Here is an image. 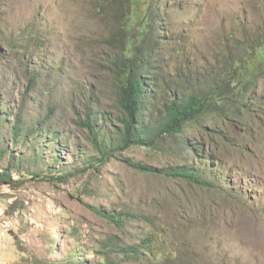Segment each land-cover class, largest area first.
<instances>
[{
  "label": "rangeland",
  "instance_id": "1",
  "mask_svg": "<svg viewBox=\"0 0 264 264\" xmlns=\"http://www.w3.org/2000/svg\"><path fill=\"white\" fill-rule=\"evenodd\" d=\"M121 8L119 0H0V152L9 149L0 167L14 155H28L26 172L44 174L0 188V264H117L102 242L127 238L89 207L138 211L178 231L189 226L196 264H264V72L252 85V115L209 122L208 130L196 132L198 152L165 139L162 152L133 148L103 161L78 124L82 103L79 96L71 99L77 88L104 110L117 103L119 83L107 41L125 26ZM143 11L161 28L172 78L236 61L264 31V0H147ZM23 98L21 126L29 133L23 131L16 146L11 127ZM50 106L57 110L47 117ZM38 118H48L39 131ZM114 130L105 127L109 134ZM204 157L210 158L201 165L209 186L144 175L121 161L165 169L196 165ZM144 224L132 223L130 232Z\"/></svg>",
  "mask_w": 264,
  "mask_h": 264
},
{
  "label": "trees",
  "instance_id": "2",
  "mask_svg": "<svg viewBox=\"0 0 264 264\" xmlns=\"http://www.w3.org/2000/svg\"><path fill=\"white\" fill-rule=\"evenodd\" d=\"M119 1L122 4L120 15L125 26L107 41L113 50L108 62L116 69L119 83L117 103L110 111L104 110L93 95H89L81 87L71 96V99L80 97L83 113L77 118L78 124L88 132L89 141L97 150L100 159L106 161L133 148L162 152L165 139L172 140L182 150L189 148L198 152L199 148L194 143L196 132L208 130L211 125L209 122L212 125L220 120L225 123L234 113L247 112L252 115V85L264 72V31H260L256 39L252 37L249 40L251 45L238 55L236 61L217 65L211 72L204 70L198 73L186 69L180 77L172 78L167 74L163 56L161 28L155 24V16L148 11L141 12L142 4L147 0ZM22 39V42L32 40L31 37ZM12 47L10 48L13 50ZM37 81V77L31 80L30 92L36 89ZM28 94L26 92L24 96L28 98ZM26 100L23 98L24 103L11 127L16 146L23 131L29 133L28 128L23 130L21 126L24 122L21 117L26 109ZM56 110V107L50 106L47 117L54 115ZM95 110L100 119L96 118ZM110 114L118 116L116 122L110 119ZM41 121L45 124L48 118H38V131L43 126ZM107 125L115 127L112 134L105 131ZM52 137V141H56L58 132ZM8 155L7 148L0 152V160ZM204 159L205 161L196 165L187 164L165 169L129 158L121 161L144 175L163 176L209 186L202 179L205 169L201 165L210 161V158ZM30 163L28 155L12 156L6 167H0V188L16 187L26 179H39L44 175L34 169L26 172L25 169ZM90 163L95 165L92 161ZM35 165L39 166L37 159ZM15 176L19 178L16 179ZM60 179L65 178L62 176ZM78 201L84 204L82 200ZM89 208L122 231L127 238L120 241V238L114 236L102 242V250L113 253L118 259L117 264H196L194 253L187 242V233L191 231L189 226L178 231L172 224H162L161 227L149 216L138 211L126 213ZM135 222L145 224L137 228V233L132 234L130 227ZM178 234L182 236L178 237ZM168 236L172 238L171 241L167 239ZM100 264H109V261L104 259Z\"/></svg>",
  "mask_w": 264,
  "mask_h": 264
},
{
  "label": "built area",
  "instance_id": "3",
  "mask_svg": "<svg viewBox=\"0 0 264 264\" xmlns=\"http://www.w3.org/2000/svg\"><path fill=\"white\" fill-rule=\"evenodd\" d=\"M6 227H7V223H4V224L2 225V228H3V229H6Z\"/></svg>",
  "mask_w": 264,
  "mask_h": 264
}]
</instances>
